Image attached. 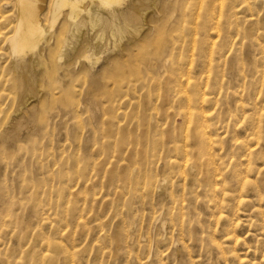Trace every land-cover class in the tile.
Segmentation results:
<instances>
[{
    "label": "rangeland",
    "instance_id": "rangeland-1",
    "mask_svg": "<svg viewBox=\"0 0 264 264\" xmlns=\"http://www.w3.org/2000/svg\"><path fill=\"white\" fill-rule=\"evenodd\" d=\"M253 1L145 0L115 19L117 48L106 30L90 60L87 14L76 29L65 9L50 29L46 3L58 41L40 47L42 91L26 103L5 43L15 1L0 0V264H264V0Z\"/></svg>",
    "mask_w": 264,
    "mask_h": 264
},
{
    "label": "bare ground",
    "instance_id": "bare-ground-1",
    "mask_svg": "<svg viewBox=\"0 0 264 264\" xmlns=\"http://www.w3.org/2000/svg\"><path fill=\"white\" fill-rule=\"evenodd\" d=\"M15 1V7H16V14H17V22L16 27L14 30V33L10 35L5 43L9 47V50L12 54V62H11V70L13 71H22L19 79L17 82L18 87L21 90V97L20 100H25L26 103L29 100H32L35 97V94L40 93L42 91L40 88V81H41V74L40 72L44 71V67L42 65L41 61V52L40 47L43 46V44H46L47 46L55 45L58 41V38L48 36L49 31L42 25L41 21V14L46 12L45 6L46 3L48 8H46L47 13L49 14V24L50 29L53 28L54 24L62 17L63 10H68L67 20L71 21L72 24L76 25V29L78 26L77 22L75 21L80 13L82 11L87 14L88 22L91 25L90 32L93 34L90 43L88 44L87 48L89 51H92V54L89 56H85L87 60H90L91 57L96 56L97 53L100 52V50L103 48V42L105 40L104 33L107 30L110 39L113 40V48H117V43H119L122 39H124L125 36V30L121 23H116L115 19L119 18H126L131 10H135L137 8V5L145 0H135L130 7L127 10H122V8L118 10H111L114 5L121 6L124 4L126 0H49L50 3H48V0H14ZM189 1V0H188ZM199 1V0H198ZM204 1V0H202ZM216 1V0H215ZM253 1V0H252ZM85 2L89 3V6L86 10H83V4ZM185 2V1H184ZM193 2V1H192ZM196 2V1H195ZM206 2V1H205ZM213 2V1H211ZM232 2V0H231ZM254 2V1H253ZM197 3V2H196ZM200 3V2H199ZM154 4V3H153ZM186 4V3H184ZM188 3L187 5L189 6ZM212 4V3H211ZM234 4V3H233ZM14 5V3H13ZM185 5V6H187ZM205 5V4H204ZM207 5V4H206ZM229 5V4H227ZM151 6V5H150ZM195 6H197L195 4ZM202 6V5H201ZM155 10V12L158 10L157 5L154 4L152 6ZM232 7V6H231ZM110 8L111 11L107 12V16L104 17L103 14H101V11L104 9L108 10ZM195 9L197 7H194ZM202 8V7H201ZM238 8V7H237ZM236 8V9H237ZM171 9V8H170ZM212 9V8H211ZM214 9V7H213ZM233 9V8H232ZM240 9V8H239ZM174 10V9H173ZM183 10V8H182ZM189 10V9H188ZM194 10V9H193ZM201 10V9H200ZM208 10V9H207ZM216 10V9H215ZM164 11V9H163ZM176 11V9H175ZM205 12V9L203 10ZM211 11V10H210ZM229 11V10H228ZM227 11V12H228ZM188 13V12H187ZM197 13V12H196ZM202 13V12H201ZM212 13V12H211ZM47 14V15H48ZM164 14V12H163ZM166 14V13H165ZM175 14V13H174ZM191 14H194L191 13ZM225 14V13H224ZM234 14V13H233ZM232 14V15H233ZM45 15V14H43ZM168 15V14H166ZM189 15V14H188ZM226 15V14H225ZM192 16V15H191ZM196 16V15H195ZM236 16V15H235ZM239 16V15H238ZM15 17V15H14ZM181 17V16H180ZM193 17V16H192ZM233 17V16H232ZM47 18V16H46ZM86 18V19H87ZM200 18V17H197ZM114 19V20H113ZM118 19V20H119ZM144 19V18H143ZM181 19V18H180ZM190 19V18H189ZM188 19V20H189ZM196 19V18H193ZM220 19V17H219ZM187 20V19H186ZM192 20V19H190ZM189 20V21H190ZM229 20V19H228ZM201 21V20H200ZM223 21V20H222ZM197 22V21H196ZM218 22V21H217ZM15 23V22H14ZM183 23V21H182ZM205 23V22H204ZM233 24V22H231ZM225 24V23H224ZM147 25V24H146ZM192 25V24H190ZM13 26V25H12ZM197 26V25H196ZM226 26V25H225ZM215 27V26H214ZM210 28V27H209ZM213 28V27H212ZM74 29V30H76ZM143 29V28H142ZM153 29V28H152ZM190 29V27H188ZM196 29V28H195ZM203 29V27L201 28ZM211 29V28H210ZM71 30V29H70ZM73 30V29H72ZM73 30V31H74ZM181 30V29H180ZM72 31V32H73ZM150 31V30H149ZM148 33H151L149 32ZM157 32V31H156ZM219 32V31H218ZM130 33H137L135 29L131 30ZM10 34V33H9ZM7 34V35H9ZM56 34V33H55ZM70 34V33H69ZM75 35V34H74ZM147 35V34H146ZM192 35V34H191ZM4 39V38H3ZM56 39V40H55ZM4 41V40H3ZM2 41V42H3ZM72 42V41H71ZM108 42V41H107ZM107 44V43H106ZM168 46V45H167ZM112 47V45H111ZM121 47V45H120ZM161 47V46H160ZM112 48V49H113ZM133 50V49H132ZM169 50V49H168ZM201 51V50H200ZM169 52V51H168ZM167 52V53H168ZM133 53V52H132ZM31 54L32 57L29 60L25 59V56ZM166 55V54H165ZM120 56V55H119ZM130 56V55H128ZM161 56V55H160ZM97 57V56H96ZM173 57V56H172ZM163 60H165L163 58ZM94 61V60H93ZM128 61V59H127ZM132 62V61H130ZM130 62H125L123 60H120V58L114 57L110 63L115 65L117 68L124 67L130 64ZM155 62V61H154ZM162 62V60H161ZM196 62V61H195ZM79 63V62H78ZM96 63V62H95ZM118 65H116V64ZM139 63V62H138ZM137 63V64H138ZM151 63V62H150ZM136 64V65H137ZM211 64V63H210ZM71 65V64H70ZM131 65V64H130ZM236 66V65H235ZM242 66V65H241ZM65 67H68V65ZM118 67V68H119ZM155 68V67H154ZM162 68V66H161ZM236 71V67L234 68ZM238 70V69H237ZM232 71V70H231ZM122 71L117 72V75L119 76ZM200 72V71H199ZM138 74V72H137ZM140 74V73H139ZM141 75V74H140ZM175 75V73H174ZM44 76V75H43ZM42 76V77H43ZM208 78V76L206 77ZM191 78H189L190 80ZM209 79V78H208ZM193 80V79H192ZM191 80V81H192ZM187 82V81H186ZM189 82V81H188ZM187 82V84H188ZM200 82V81H199ZM128 83V82H127ZM196 83V82H195ZM195 85V84H193ZM194 88V87H193ZM245 89V88H244ZM47 89H45L46 91ZM48 91V90H47ZM246 92V90H245ZM46 93V92H45ZM234 93V92H233ZM48 94V93H46ZM204 95V94H203ZM238 96V95H237ZM241 97V95H240ZM100 99V98H99ZM189 99V98H188ZM190 98L189 100H191ZM195 99V98H194ZM241 99V98H240ZM202 100V107L203 104H206L209 100H206L204 96L201 98ZM239 100V99H238ZM196 101V100H195ZM199 101V100H198ZM235 101V100H234ZM198 103V102H196ZM197 105V104H196ZM195 105V106H196ZM199 105L200 102H199ZM236 105V104H235ZM241 105V103H240ZM252 106V105H251ZM194 107V106H193ZM200 108V106H198ZM241 107V106H240ZM196 108V107H195ZM22 109V108H21ZM202 110V109H201ZM207 110V108H206ZM193 111V110H192ZM203 111V110H202ZM200 113V112H199ZM244 114V113H243ZM242 114V115H243ZM200 116V114H199ZM198 116V117H199ZM238 118V117H237ZM251 118V117H250ZM254 118V117H253ZM252 118V119H253ZM205 119V118H204ZM236 120V119H235ZM222 123V121H221ZM260 123V122H259ZM233 124V123H232ZM248 124V123H247ZM225 125V124H224ZM221 128V126H220ZM225 128V127H224ZM221 130V129H220ZM224 133V132H223ZM216 137V136H215ZM207 140H209L207 138ZM246 140V139H245ZM211 142V140H210ZM238 142V141H237ZM258 142V141H257ZM198 143V142H197ZM217 143V142H216ZM208 145V144H207ZM206 145V146H207ZM210 145V143H209ZM253 146V145H252ZM209 147V146H208ZM205 149H207L205 147ZM222 149V148H221ZM220 150V149H219ZM176 151V150H175ZM251 154V153H250ZM230 157V156H229ZM201 158V157H200ZM231 159V158H230ZM253 159V157H252ZM119 161V160H118ZM117 161V162H118ZM255 161V160H254ZM253 161V162H254ZM185 162V161H184ZM200 162V161H199ZM178 165V164H177ZM202 165V164H201ZM182 166V165H181ZM188 166V165H187ZM141 167V166H140ZM183 168H185L183 166ZM131 169V168H130ZM138 170V169H137ZM185 172V171H183ZM224 172V171H223ZM222 173V172H221ZM123 175V173H122ZM128 175V174H127ZM144 175V174H143ZM125 176V175H124ZM155 177V176H154ZM207 177V176H206ZM255 178V177H254ZM129 179V178H128ZM246 180V179H245ZM197 181V180H196ZM129 185V184H128ZM191 185V184H190ZM211 185V184H210ZM128 187V186H127ZM126 187V188H127ZM151 187V186H150ZM152 188V187H151ZM173 188V187H172ZM183 188V187H182ZM128 189V188H127ZM171 190V189H170ZM183 190V189H182ZM230 190V189H228ZM242 190V189H241ZM247 191V190H246ZM127 192V191H126ZM190 192V191H189ZM122 193V192H121ZM226 193V192H225ZM151 194V193H150ZM192 194V193H191ZM228 194V192H227ZM169 195V194H167ZM173 195V194H172ZM232 195V192H231ZM152 196V195H151ZM233 196V195H232ZM191 197V196H190ZM221 197V196H220ZM258 197V196H257ZM260 197V196H259ZM197 198V196L195 197ZM175 199V198H174ZM209 200V199H208ZM244 200V199H243ZM243 202V201H242ZM203 203V202H202ZM172 205V204H171ZM173 209V208H172ZM181 211V210H180ZM257 215V214H256ZM183 216V214H182ZM219 217V216H218ZM221 217V216H220ZM220 219V218H219ZM159 220V219H158ZM183 222V221H182ZM181 224V223H180ZM127 236V235H126ZM233 238V237H231ZM230 238V239H231ZM229 239V240H230ZM236 240V237H235ZM238 240V239H237ZM235 241L232 240L231 243H234ZM237 243V242H235ZM215 245V244H214ZM220 251V250H219ZM230 253V251H228Z\"/></svg>",
    "mask_w": 264,
    "mask_h": 264
}]
</instances>
